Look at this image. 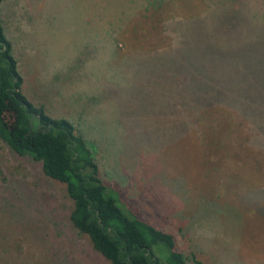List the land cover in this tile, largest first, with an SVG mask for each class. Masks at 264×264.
<instances>
[{"label": "rangeland", "instance_id": "1", "mask_svg": "<svg viewBox=\"0 0 264 264\" xmlns=\"http://www.w3.org/2000/svg\"><path fill=\"white\" fill-rule=\"evenodd\" d=\"M0 15L24 94L96 145L125 209L187 264H264V121L226 108L264 110V0H2ZM204 61L207 103L170 81ZM0 168V264H110L39 162L0 142Z\"/></svg>", "mask_w": 264, "mask_h": 264}, {"label": "trees", "instance_id": "2", "mask_svg": "<svg viewBox=\"0 0 264 264\" xmlns=\"http://www.w3.org/2000/svg\"><path fill=\"white\" fill-rule=\"evenodd\" d=\"M1 4L2 0L0 9ZM4 30L0 15V142L13 153L39 162L46 177L65 185L73 203L69 215L71 225L110 264H187L186 255L171 234L135 217L121 205L117 193L103 183L96 145L68 119L52 117L43 104H34L27 98ZM169 51L179 54L172 48ZM204 63L192 64L193 70L179 72L181 80L170 77V81H177L180 88L189 90L191 98L202 96L207 103L209 97L202 91L209 84L206 78L212 72L202 67ZM218 71L220 67L216 65L213 72ZM212 81L215 82L213 76ZM233 83V78L226 77V94L232 91ZM230 96L231 100H226L227 109L232 110L231 105L235 103L239 110L233 112L246 123L251 120L263 123L264 110L256 113L250 109L249 99L239 102L234 95ZM187 98L185 95L184 99ZM3 181L5 177L0 168V182ZM193 260L194 264H204L196 257Z\"/></svg>", "mask_w": 264, "mask_h": 264}, {"label": "water", "instance_id": "3", "mask_svg": "<svg viewBox=\"0 0 264 264\" xmlns=\"http://www.w3.org/2000/svg\"><path fill=\"white\" fill-rule=\"evenodd\" d=\"M98 223L100 224V220H98Z\"/></svg>", "mask_w": 264, "mask_h": 264}]
</instances>
